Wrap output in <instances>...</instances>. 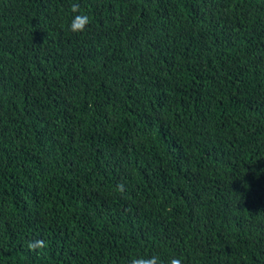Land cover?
<instances>
[{
  "label": "trees",
  "instance_id": "trees-1",
  "mask_svg": "<svg viewBox=\"0 0 264 264\" xmlns=\"http://www.w3.org/2000/svg\"><path fill=\"white\" fill-rule=\"evenodd\" d=\"M153 256L264 264V0H0V264Z\"/></svg>",
  "mask_w": 264,
  "mask_h": 264
},
{
  "label": "clouds",
  "instance_id": "clouds-1",
  "mask_svg": "<svg viewBox=\"0 0 264 264\" xmlns=\"http://www.w3.org/2000/svg\"><path fill=\"white\" fill-rule=\"evenodd\" d=\"M73 15L71 17L70 23L68 24V31L71 33H81L85 30L87 24L89 23V17L86 13L76 12V5H72ZM131 264H159V258L156 256L150 258H133ZM171 264H180V261L173 259Z\"/></svg>",
  "mask_w": 264,
  "mask_h": 264
}]
</instances>
